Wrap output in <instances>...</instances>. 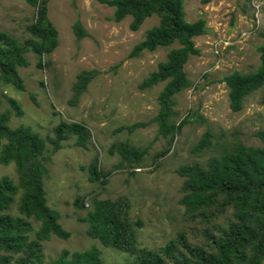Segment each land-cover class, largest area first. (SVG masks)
Here are the masks:
<instances>
[{
  "label": "trees",
  "instance_id": "obj_1",
  "mask_svg": "<svg viewBox=\"0 0 264 264\" xmlns=\"http://www.w3.org/2000/svg\"><path fill=\"white\" fill-rule=\"evenodd\" d=\"M22 1L33 8V19L25 27L29 35L20 41L0 30V97H6L16 115L22 114L20 104L2 88L11 85L24 91L26 85L18 68L29 64L26 53L32 51L37 55V67H48L51 64L48 56L58 44V31L48 17L50 0ZM99 1L113 7L112 19L116 22L131 15L128 27L132 31L138 30L145 18L158 17V23L146 29L143 38L134 44L129 57L177 44L138 83L140 89H150L164 82L157 94L155 115L115 129L131 133L155 123L157 133L153 139L162 137L165 141L164 147L152 157V167L157 168L190 119V112L179 119L175 95L192 84L184 66L190 56L200 54L193 38L206 33V19L187 21L184 0ZM72 28L78 39L89 35L80 21L73 23ZM258 34L264 39V30ZM258 52L255 70L233 71L221 79L227 86L232 111H240L248 95L264 89V43L258 46ZM97 73L96 69H89L77 74L70 104L77 103ZM30 98L36 102L35 95L30 94ZM261 102L264 103V92ZM10 117V110H0V164L13 163L16 175L0 176V264H107L96 246L80 251L62 249L49 260L44 254V242L52 235L62 239L70 236L59 222V212L48 204L45 164L51 162V155L47 145L55 153L64 141L74 138V146L89 149L91 130L82 122L61 120L52 134L44 138L29 126L10 127ZM254 136L259 144H247L238 137L228 139L223 134L216 136L209 129L203 131L191 150L210 154L204 160L180 164L175 169L182 177L178 203L183 207L185 226L157 248L138 244L137 229L143 222L131 217L130 200L125 194L114 198L92 194L77 197L74 205L85 209L78 220L86 224L85 233L97 238L103 246L133 256L122 264H264V129L254 131ZM150 145L151 142L136 145L122 139L113 141L107 152L118 156L114 169L132 176L144 169ZM99 165L96 155L81 168L87 171L90 182L104 186L111 171Z\"/></svg>",
  "mask_w": 264,
  "mask_h": 264
},
{
  "label": "rangeland",
  "instance_id": "obj_2",
  "mask_svg": "<svg viewBox=\"0 0 264 264\" xmlns=\"http://www.w3.org/2000/svg\"><path fill=\"white\" fill-rule=\"evenodd\" d=\"M184 0L185 19L189 22L206 19V33L194 37L199 55L190 56L184 69L191 86L175 95L176 109L181 119L188 112L190 119L176 136L170 152L157 168L152 166L154 152L165 145L162 137L154 140L157 125L151 123L128 133L116 132L122 124L148 120L158 110L157 94L164 82L150 89H140L138 83L154 70L176 46H159L154 51L144 50L137 57H129L134 44L145 30L158 23L151 15L138 30L128 27L131 15L121 21L112 19L113 7L99 0H50L48 17L58 31V44L48 56V67L36 66L37 55L26 53L29 64L18 68L26 89L11 85L2 88L14 97L22 114L16 115L6 97L1 96L0 110H10V127L25 125L42 137L52 134L61 120L86 124L92 133L89 149L73 144L74 138L63 142V147L50 152L51 162L44 181L48 204L60 214L59 222L70 232L66 239L55 235L44 242L45 259L54 258L62 249L80 251L96 246L107 264H122L133 259L129 253L103 246L97 238L85 233L86 224L78 220L85 209L74 205L81 196L116 197L125 194L130 200V215L140 218L137 229L138 244L157 248L185 226L183 207L178 203L182 177L175 169L194 160H204L210 152H193L192 146L205 129L228 139L241 138L247 144H259L254 131L264 129V89H258L245 98L240 111L228 105V89L221 80L233 72H249L258 67V46L264 39L258 34L264 30V0ZM33 19V8L22 0H0V30L7 31L22 41L29 34L26 25ZM80 21L89 35L78 39L72 25ZM47 58V57H46ZM96 69L97 75L88 83L75 105L70 104L72 85L82 70ZM30 94L35 95L34 102ZM128 139L136 145L151 142L145 167L129 176L114 169L118 156L107 152L116 140ZM98 155L99 166L111 171L108 182L101 186L90 182L87 166ZM16 177L14 164H0V176ZM88 202L85 203V208Z\"/></svg>",
  "mask_w": 264,
  "mask_h": 264
},
{
  "label": "built area",
  "instance_id": "obj_3",
  "mask_svg": "<svg viewBox=\"0 0 264 264\" xmlns=\"http://www.w3.org/2000/svg\"><path fill=\"white\" fill-rule=\"evenodd\" d=\"M250 1L252 2V5H253V6H256L255 3H254V0H250Z\"/></svg>",
  "mask_w": 264,
  "mask_h": 264
}]
</instances>
